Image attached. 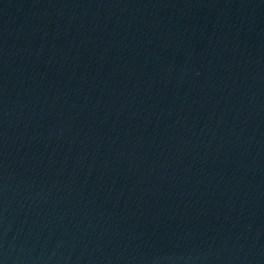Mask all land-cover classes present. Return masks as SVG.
Segmentation results:
<instances>
[{"label":"water","instance_id":"obj_1","mask_svg":"<svg viewBox=\"0 0 264 264\" xmlns=\"http://www.w3.org/2000/svg\"><path fill=\"white\" fill-rule=\"evenodd\" d=\"M0 264H264V0H0Z\"/></svg>","mask_w":264,"mask_h":264}]
</instances>
